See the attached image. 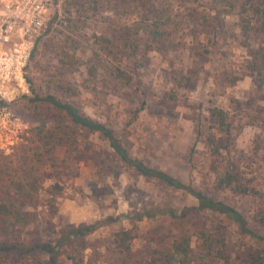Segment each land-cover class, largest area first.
Returning <instances> with one entry per match:
<instances>
[{"label":"rangeland","instance_id":"374dc122","mask_svg":"<svg viewBox=\"0 0 264 264\" xmlns=\"http://www.w3.org/2000/svg\"><path fill=\"white\" fill-rule=\"evenodd\" d=\"M149 1L148 23L160 12L163 20L165 12H172L171 22L165 26L163 42L148 40L153 48L144 55L143 66H132L130 59L122 61L133 75L128 87L110 77L101 62L92 68L95 62L90 61L93 56L89 50L88 54L80 53L79 61L74 57L68 61L58 51L47 52L53 39L48 45L47 42L55 34L53 29L45 34L48 22L35 50L36 66L31 60L28 74L42 84L55 78L56 82L49 81L51 85L46 90L58 96V84L73 87L78 93L76 104L84 113L112 126L118 136L126 131L123 143L130 157L248 216L255 210V200L214 189L203 135L212 123L210 107L218 105L228 110L236 125L230 139V156L245 173L249 171L245 165L251 160L261 164L254 181L264 192V125L247 116L264 107V86H256L252 69L254 53L264 54V31L256 29L247 35L240 28L238 9L245 0H229L235 6L232 12H223L222 3L215 0ZM104 6L102 15L110 24L132 26L137 19L130 7L119 6L117 1ZM57 7L49 14L51 20ZM101 25L100 19H94L79 37L93 41ZM23 98L13 103L15 111L24 103ZM141 101L144 108L133 123L126 125L127 114ZM256 143L260 144L258 150ZM41 175L42 203L30 207L38 211L39 219L27 228L26 236L30 243L41 245V250L30 252L37 264H50L52 251L48 249L57 245L69 229L81 225L96 224L84 236L63 240L56 253L58 264L68 263L66 254L75 246L82 251L83 264H118L111 239L119 228L132 230L131 249L137 262L154 246L165 245L170 231L183 230L192 235L196 227L212 222L225 226L229 246L255 244L248 236L240 235L236 225L225 217L208 209L190 210L198 206L194 194L139 173L97 133L78 136L75 153L68 152L65 146L56 147L53 159L43 163ZM246 176L252 174L248 172ZM185 209L188 212L177 216ZM136 214L142 218L132 219ZM191 246L197 255L206 251L195 235ZM211 262L216 260L202 264Z\"/></svg>","mask_w":264,"mask_h":264},{"label":"trees","instance_id":"16d2710c","mask_svg":"<svg viewBox=\"0 0 264 264\" xmlns=\"http://www.w3.org/2000/svg\"><path fill=\"white\" fill-rule=\"evenodd\" d=\"M112 0H54L55 10L53 19L47 20L45 28L37 38L32 51L31 60L36 66V49L42 34H49L53 29L55 34L47 42L53 39L51 48L47 52L63 54L68 61L75 58L79 61L80 53L86 52L91 57L90 61L102 63L110 77L118 79L123 87H128L133 80V75L128 70V65L122 61L132 60V66H143L144 55L153 46L151 41L163 42L166 38L167 26L171 21L172 12H163L154 16V20L148 23V13L151 12L149 0H113L119 6L130 7L137 18L132 26L127 23L117 24L107 22V16H103L105 4ZM222 3L223 12H232L235 7L229 0H215ZM54 6V7H55ZM153 17V16H152ZM239 25L242 31L249 35L254 30L264 31V0H245L238 9ZM94 19L102 24L94 36L93 41H85L79 37L82 29H88ZM50 20V21H49ZM205 21L207 19L205 18ZM44 34V35H45ZM48 48V46H46ZM52 50V51H50ZM51 55V54H50ZM262 55V56H261ZM264 54L254 53L252 69L255 71L253 81L257 87L264 86ZM93 58H97L93 59ZM263 59V61H262ZM29 63V66H30ZM28 66V68H29ZM34 66V67H35ZM94 71V69H91ZM52 76V74H48ZM57 78V77H56ZM31 92L18 103L16 112L30 122V137L27 143L20 145L10 156L0 155V264H37L34 263L30 252L37 250L41 245L32 244L26 240L27 228L39 219L37 210H31V206H39L41 189V167L44 162L53 159V151L58 146H65L67 151L75 153L78 136L82 134L97 133L99 137L108 141L115 154L125 163L134 166L139 173L153 176L162 181L188 190L198 199L197 208L190 210L208 209L215 212L223 219L230 220L237 227V232L252 239L255 244L245 246H229L225 226L221 222L209 223L198 226L193 234L183 230L170 231L167 234L165 245H157L148 255L140 261H135L131 249L133 233L131 229L119 228L113 233L111 239L112 251L118 264H264V192L260 191L255 183V172L261 164L251 160L245 165L247 177L241 164L230 156V139L236 130L230 112L218 105L209 109L212 123L207 126L203 135V143L207 152V170L213 176V187L217 191H228L233 196L248 197L255 200V210L246 216L239 208L232 206L220 199H215L206 194L191 189L161 170L147 167L136 158L129 156L124 140L126 131L121 135L106 122L100 121L84 113L76 104L78 93L74 88H67L58 84L56 92H49V81L56 82L55 78L42 84L33 76L27 75ZM69 81V80H68ZM71 82V81H70ZM62 91V92H61ZM16 106V105H15ZM144 108V101L134 107L127 114L126 125L133 123L139 112ZM253 122L264 125V107L258 111L249 112L247 115ZM260 144H255V150ZM264 160V156L262 157ZM188 209L177 216H183ZM175 215V211L171 210ZM153 213H148L152 215ZM141 214H136L132 219L140 220ZM96 224L72 227L68 233L58 240V244L52 246L50 251V264H58L56 253L64 239L70 236H84L90 233ZM226 229V228H225ZM216 232V233H215ZM197 236L202 240L206 251L197 255L191 246V237ZM46 246L45 244L42 245ZM41 250V248H40ZM48 251V252H50ZM82 252L76 246L66 254L67 264H83ZM198 259V260H197Z\"/></svg>","mask_w":264,"mask_h":264},{"label":"built area","instance_id":"2783aa9c","mask_svg":"<svg viewBox=\"0 0 264 264\" xmlns=\"http://www.w3.org/2000/svg\"><path fill=\"white\" fill-rule=\"evenodd\" d=\"M54 0H0V155L27 143L29 122L13 103L31 92L28 66Z\"/></svg>","mask_w":264,"mask_h":264}]
</instances>
